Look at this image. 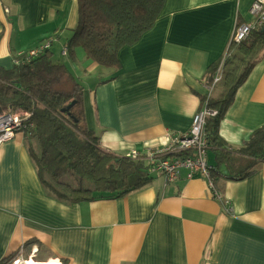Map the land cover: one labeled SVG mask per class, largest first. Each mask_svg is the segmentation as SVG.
<instances>
[{"label": "crops", "instance_id": "0c3cea01", "mask_svg": "<svg viewBox=\"0 0 264 264\" xmlns=\"http://www.w3.org/2000/svg\"><path fill=\"white\" fill-rule=\"evenodd\" d=\"M253 1L165 0L153 26L118 51V67L105 68L82 48L67 49L77 0H0V69L49 42L45 52L82 86L84 122L101 148L136 152L131 160L148 165V153L188 133L217 69L241 72L232 36L252 20ZM224 75L209 104L225 93ZM262 126L264 54L236 89L218 136L238 149ZM31 127L0 145V264H264V163L238 180L212 174V187L185 170L166 184L148 167L152 179L128 194L67 203L39 179ZM207 162L226 171L211 148Z\"/></svg>", "mask_w": 264, "mask_h": 264}, {"label": "trees", "instance_id": "16d2710c", "mask_svg": "<svg viewBox=\"0 0 264 264\" xmlns=\"http://www.w3.org/2000/svg\"><path fill=\"white\" fill-rule=\"evenodd\" d=\"M164 2L77 0L78 23L67 49L72 52L80 47L92 62L117 68L118 51L137 42L153 26ZM237 51L241 72L226 71L225 93L209 104L218 115L205 127L214 159L226 167L225 173L217 170L219 165L212 166V174L236 180L264 163V126L255 130L240 148L231 150L218 136V127L236 89L264 54V26L251 32ZM81 93L82 86L64 65L51 59L49 51L14 65L11 71L0 69V113L30 114L28 151L49 194L75 203L92 201L104 193L122 196L144 186L152 179L147 172L149 165L101 148L99 138L85 125ZM235 166L240 169L234 171Z\"/></svg>", "mask_w": 264, "mask_h": 264}, {"label": "built area", "instance_id": "2783aa9c", "mask_svg": "<svg viewBox=\"0 0 264 264\" xmlns=\"http://www.w3.org/2000/svg\"><path fill=\"white\" fill-rule=\"evenodd\" d=\"M249 14L252 20L248 23L239 24L233 33L232 42L236 45L246 41L251 32L264 26V0H254L250 6ZM50 46L44 43L36 49L23 55V60L29 61L41 55ZM16 64L19 60L15 61ZM223 72L219 67L210 83L205 85L207 90L206 99L202 107L193 115L191 126L187 134L172 138L169 145L158 148L148 153L149 173L159 172L166 184L174 182L182 170L186 171V177H201L207 180L212 187L211 175L214 168L207 162L209 142L205 127L208 121L217 117L218 112L209 105V99L215 86L222 81ZM30 118V114L24 111L0 113V145L13 139L15 134L23 129ZM130 159H137L138 154L132 152L127 155ZM221 198V196H218ZM230 211V209H228ZM27 261L16 259L12 264H25Z\"/></svg>", "mask_w": 264, "mask_h": 264}, {"label": "bare ground", "instance_id": "6f19581e", "mask_svg": "<svg viewBox=\"0 0 264 264\" xmlns=\"http://www.w3.org/2000/svg\"><path fill=\"white\" fill-rule=\"evenodd\" d=\"M25 264H40V263H35V262H33V260H27V262ZM42 264H55V263L48 262V263H42Z\"/></svg>", "mask_w": 264, "mask_h": 264}, {"label": "rangeland", "instance_id": "374dc122", "mask_svg": "<svg viewBox=\"0 0 264 264\" xmlns=\"http://www.w3.org/2000/svg\"><path fill=\"white\" fill-rule=\"evenodd\" d=\"M225 63H227V59L225 60ZM224 68V67H223ZM223 75H224V72H223ZM11 264H12V262H11Z\"/></svg>", "mask_w": 264, "mask_h": 264}, {"label": "water", "instance_id": "95a60500", "mask_svg": "<svg viewBox=\"0 0 264 264\" xmlns=\"http://www.w3.org/2000/svg\"><path fill=\"white\" fill-rule=\"evenodd\" d=\"M69 108V107H68Z\"/></svg>", "mask_w": 264, "mask_h": 264}]
</instances>
